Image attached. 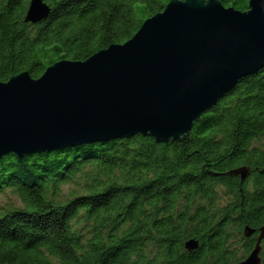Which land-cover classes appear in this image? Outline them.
<instances>
[{
	"label": "trees",
	"instance_id": "16d2710c",
	"mask_svg": "<svg viewBox=\"0 0 264 264\" xmlns=\"http://www.w3.org/2000/svg\"><path fill=\"white\" fill-rule=\"evenodd\" d=\"M43 1L49 13L32 23L29 0H0V81L22 71L37 78L57 60L123 43L169 0ZM239 167L249 171L242 180L229 173ZM65 183L75 187L64 192ZM7 190L19 204L0 205V264H235L264 225V66L181 140L135 134L3 154L0 193ZM260 246L264 264V238Z\"/></svg>",
	"mask_w": 264,
	"mask_h": 264
},
{
	"label": "water",
	"instance_id": "95a60500",
	"mask_svg": "<svg viewBox=\"0 0 264 264\" xmlns=\"http://www.w3.org/2000/svg\"><path fill=\"white\" fill-rule=\"evenodd\" d=\"M49 11L43 0H29L24 20L39 22ZM263 66L264 0H248L244 11L219 0H169L123 43L85 60H57L37 78L22 71L0 81V156L135 134L181 140L240 78ZM229 173L242 180L249 171ZM253 232L246 226L243 235ZM263 238L264 225L235 264H260Z\"/></svg>",
	"mask_w": 264,
	"mask_h": 264
},
{
	"label": "rangeland",
	"instance_id": "374dc122",
	"mask_svg": "<svg viewBox=\"0 0 264 264\" xmlns=\"http://www.w3.org/2000/svg\"><path fill=\"white\" fill-rule=\"evenodd\" d=\"M71 187H75V185L73 183H65L61 188L64 192H67ZM6 203L19 204V201L11 191L7 190L6 192L0 193V205H6Z\"/></svg>",
	"mask_w": 264,
	"mask_h": 264
},
{
	"label": "flooded vegetation",
	"instance_id": "af4514ba",
	"mask_svg": "<svg viewBox=\"0 0 264 264\" xmlns=\"http://www.w3.org/2000/svg\"><path fill=\"white\" fill-rule=\"evenodd\" d=\"M252 234H253V233H252ZM250 235H251V234H250ZM250 235H249V236H250ZM249 236H248V237H249ZM256 238H257V232L255 233V241H256ZM262 240H263V239H262ZM262 240H261V241H262ZM255 241H254V244H255ZM261 249H262V246H261ZM260 252H261V250H260ZM259 255H260V253H259Z\"/></svg>",
	"mask_w": 264,
	"mask_h": 264
}]
</instances>
